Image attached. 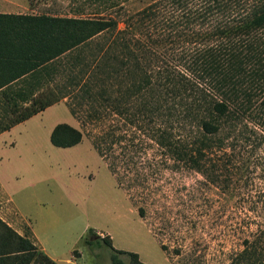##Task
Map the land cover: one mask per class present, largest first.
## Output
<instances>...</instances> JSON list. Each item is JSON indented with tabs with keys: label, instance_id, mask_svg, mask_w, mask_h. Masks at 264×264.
<instances>
[{
	"label": "trees",
	"instance_id": "obj_1",
	"mask_svg": "<svg viewBox=\"0 0 264 264\" xmlns=\"http://www.w3.org/2000/svg\"><path fill=\"white\" fill-rule=\"evenodd\" d=\"M119 7L107 16L0 12V131L66 97L71 114L82 105L90 117L107 109L202 173L219 161L236 164L249 144L264 161V0ZM81 136L60 121L48 138L66 147ZM111 136L94 141L99 152V144L108 148L123 137ZM263 234L244 239L245 261L264 264ZM96 236L108 247L109 264H146L108 235ZM0 264L57 263L0 218Z\"/></svg>",
	"mask_w": 264,
	"mask_h": 264
},
{
	"label": "rangeland",
	"instance_id": "obj_2",
	"mask_svg": "<svg viewBox=\"0 0 264 264\" xmlns=\"http://www.w3.org/2000/svg\"><path fill=\"white\" fill-rule=\"evenodd\" d=\"M0 1V11L10 13L107 16L119 6L132 12L152 0ZM67 101L0 135V209L19 207L9 220L0 210L4 222L37 249L39 240L59 264H109L108 247L96 235H108L115 247L135 251L146 264H252L239 252L244 239H258L264 229L259 148L249 144L236 164L219 161L202 173L162 153L117 114L101 108L90 117L82 105L73 115ZM2 112L0 102V117ZM60 121L81 130L77 143H50L49 132ZM103 132L123 137L108 148L99 144V152L94 141ZM246 135L253 143L249 128ZM259 245L264 247V234Z\"/></svg>",
	"mask_w": 264,
	"mask_h": 264
},
{
	"label": "crops",
	"instance_id": "obj_3",
	"mask_svg": "<svg viewBox=\"0 0 264 264\" xmlns=\"http://www.w3.org/2000/svg\"><path fill=\"white\" fill-rule=\"evenodd\" d=\"M0 4H2L1 1H0ZM3 4H4V3H3ZM0 12H6V11H0ZM8 13H9V12H8ZM63 98H65V97H62L61 99H63ZM59 100H60V99H59ZM59 100H58V101H59ZM0 102L3 104V99H2L1 96H0ZM54 103H57V101L54 102ZM52 104H53V103H52ZM49 105H51V104H49ZM49 105H48V106H49ZM48 106H46L45 108H43L42 110L38 111V112L35 113V114L39 115V114L42 113V112H43ZM35 114H33V115H35ZM31 116H32V115H31ZM28 118H29V117H28ZM26 119H27V118H26ZM26 119L23 120V121H20V122H18V123H22V122L26 121ZM18 123H16V124L10 126V129L14 128ZM10 129H8V130L5 129V130L0 131V135H1L2 133L9 132ZM3 192H4L3 180H2L1 177H0V195H3V194H4ZM4 207H5V205H2V208H1L0 210L3 212V214L6 215V216L4 215V217H5L7 220H9V219L11 218V211H12V214H13L14 212H17L18 209H19V207H18L17 204H15V203H14V205H10V206H9V209L7 208V209L4 210ZM10 209H11V210H10ZM14 214H16V213H14ZM32 232H33V234L35 235L33 229H32ZM35 237H36V235H35ZM36 239L38 240L37 237H36ZM38 242H39L40 249H41L43 252H45L50 258H52L57 264H59L58 259L55 258L53 255H51L48 251H46V249L42 246V244H41V242H40L39 240H38Z\"/></svg>",
	"mask_w": 264,
	"mask_h": 264
}]
</instances>
